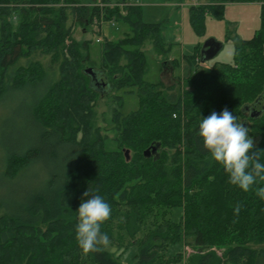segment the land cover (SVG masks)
<instances>
[{"label":"trees","instance_id":"obj_1","mask_svg":"<svg viewBox=\"0 0 264 264\" xmlns=\"http://www.w3.org/2000/svg\"><path fill=\"white\" fill-rule=\"evenodd\" d=\"M250 3L260 4V25L250 39L227 35L232 62L199 68L198 46L184 60L183 77L165 85L144 81L146 45L162 66L174 63L166 62L162 25L145 23L139 6L0 0V100L10 92L34 95L27 108L34 132L3 160L9 197L0 199V264H120L106 250L85 255L77 245L76 210L89 187L112 208L101 230L112 243L137 246V264H264V199L231 185L198 135L202 117L227 107L264 162V0H213L189 11L201 34L205 13L222 18L226 4ZM110 21L128 32L116 41L104 36L96 70L91 41L75 40L74 25L101 35ZM114 92L134 96L137 106L122 115L123 98L113 95L111 127L101 128L94 108ZM35 167L40 173L29 174ZM179 241L193 253L165 258Z\"/></svg>","mask_w":264,"mask_h":264},{"label":"rangeland","instance_id":"obj_2","mask_svg":"<svg viewBox=\"0 0 264 264\" xmlns=\"http://www.w3.org/2000/svg\"><path fill=\"white\" fill-rule=\"evenodd\" d=\"M115 1L117 0H112L114 3H119V1ZM212 2L213 0H198L196 2L190 0H145L144 3L142 0L138 1V4L141 6L143 21L145 23H159L162 25L161 38L169 48L167 54L168 60H166V62L174 63L172 67L169 63L162 66V63L159 62V59L151 51V47L146 45L143 50L146 51L148 69L144 75V81L148 83L163 82L165 85L175 83V80L183 77L187 63L184 60L190 56H194L198 46H201L199 48V51L201 52L202 46L208 40H214L219 43L221 49L217 55L204 61L203 64L200 63V57L198 54L194 60V64L197 67L211 68L216 62L229 63L233 61L234 43L233 41L227 40L226 37L232 32V36L236 35L239 39H250L260 25V4L225 5L222 18H218L211 13H205L202 19L203 31L201 34H197L191 25L190 7L212 4ZM128 3H131V0H129ZM11 21L14 23L16 18H12ZM95 30V26L84 30L80 26L74 25L73 38L77 41H91L89 46L90 58L95 63L94 68L97 70L100 61L101 43L103 41L97 43L96 39H103L104 36H106V38L112 41L119 40L126 32H128V28L123 23H117L115 28L112 29L103 26V32L101 35L97 34ZM107 33H110V35ZM39 61L40 63L46 62V57L39 58ZM192 68L193 66L190 71ZM96 70L94 72H97ZM115 94L121 95L123 98L124 106L121 109L122 115H126L133 111L137 106V101L134 96L122 95L120 92H114L99 97L94 108V123L96 122L101 128L111 127L109 124L110 111L112 108L116 107V103L112 97ZM33 97V92L25 90L20 92H10L0 100V199H7L9 197V193H6V181L1 177L5 155L13 147L17 146L18 148H22L25 144L24 140L34 132L32 124L28 121L27 117V108ZM107 135L111 136V132L108 131ZM108 148L110 149L114 147L108 145ZM37 173H40L39 168L35 167L32 168L29 174L35 175ZM3 211L4 209H0V214ZM180 217V209H174L171 212L172 220L178 221ZM126 241L127 240L125 239L121 244L112 243V245L118 248L123 247L125 249H132L133 255L128 264H137V246L127 245ZM106 251L111 254L109 250ZM178 253H185L183 259L185 260L188 258L189 254L193 253V251L190 248L185 247L182 241H179L167 248L165 258L172 257ZM113 258L120 263L118 258L114 256ZM171 264H183V261Z\"/></svg>","mask_w":264,"mask_h":264},{"label":"clouds","instance_id":"obj_3","mask_svg":"<svg viewBox=\"0 0 264 264\" xmlns=\"http://www.w3.org/2000/svg\"><path fill=\"white\" fill-rule=\"evenodd\" d=\"M198 135L203 148L212 159L222 165L228 182L244 192L255 191L256 196L264 199V162L256 142L249 135V129L225 107L221 112L212 111L202 117L198 125ZM77 211L78 223L75 226V238L78 247L87 255L93 252L109 250L118 258L120 264H128L133 255L132 249L116 247L101 226L111 218L112 208L104 197L96 194L92 188L84 193ZM241 205H235L238 214Z\"/></svg>","mask_w":264,"mask_h":264},{"label":"water","instance_id":"obj_4","mask_svg":"<svg viewBox=\"0 0 264 264\" xmlns=\"http://www.w3.org/2000/svg\"><path fill=\"white\" fill-rule=\"evenodd\" d=\"M221 45L214 40H208L203 46L200 52V62L204 63V61L213 58L220 51ZM91 77H94V71L88 69L86 71ZM150 150H146L144 155L149 156Z\"/></svg>","mask_w":264,"mask_h":264},{"label":"built area","instance_id":"obj_5","mask_svg":"<svg viewBox=\"0 0 264 264\" xmlns=\"http://www.w3.org/2000/svg\"><path fill=\"white\" fill-rule=\"evenodd\" d=\"M190 1H192V2H196V1H198V0H190ZM128 2H129V1H128ZM128 2H126V3H122V2L114 3V4H112V6H117V7L121 8V9H123V8H125V7H127V6H129V5H131V3H128ZM100 5L103 6L102 4H100ZM101 23H102V22H101ZM109 23H110V28H115L116 23H115L114 21H110ZM102 25H103V23H102ZM96 42H97V43H101V42H102V39H101V38H97V39H96ZM201 64H203V63H201Z\"/></svg>","mask_w":264,"mask_h":264},{"label":"crops","instance_id":"obj_6","mask_svg":"<svg viewBox=\"0 0 264 264\" xmlns=\"http://www.w3.org/2000/svg\"><path fill=\"white\" fill-rule=\"evenodd\" d=\"M85 1H93V0H85ZM118 1H120V0H117V1H115V2H118ZM138 1L139 0H131V5H136V6H139V7H141L139 4H138ZM141 1V0H140ZM110 2L111 3H114V2H112V0H110ZM142 2L144 3L145 2V0H142ZM142 3V4H143ZM213 3V2H212ZM206 5H210V4H206ZM226 5H230V4H226ZM117 24V23H116ZM109 29H112V28H110V27H108ZM111 31V30H110ZM102 32H103V30H102ZM127 33V32H126ZM107 34H109L110 35V33H107ZM110 40V39H109ZM182 64V63H181Z\"/></svg>","mask_w":264,"mask_h":264}]
</instances>
